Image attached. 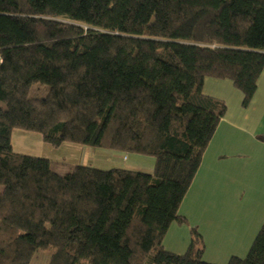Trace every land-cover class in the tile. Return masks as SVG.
<instances>
[{
  "label": "trees",
  "instance_id": "1",
  "mask_svg": "<svg viewBox=\"0 0 264 264\" xmlns=\"http://www.w3.org/2000/svg\"><path fill=\"white\" fill-rule=\"evenodd\" d=\"M263 71L264 0H0V264L51 246L46 264H210L197 232L163 246L226 112L203 83L231 81L247 107ZM14 130L154 170L58 173L14 151ZM227 264H264V221Z\"/></svg>",
  "mask_w": 264,
  "mask_h": 264
},
{
  "label": "rangeland",
  "instance_id": "2",
  "mask_svg": "<svg viewBox=\"0 0 264 264\" xmlns=\"http://www.w3.org/2000/svg\"><path fill=\"white\" fill-rule=\"evenodd\" d=\"M39 88L40 92H35ZM31 91V94L43 95L44 88L33 85ZM19 131H14L13 136L16 151L48 159L58 173H65L78 165L82 145L63 143L54 148L43 142L37 133L26 132V135L16 137ZM238 136V132L234 136L228 127H220L219 140L205 155L207 145L200 163L201 170L197 171L178 209L185 222L170 225L163 239L166 250L184 253L197 232L202 239L204 262L227 264L232 256L241 259L247 256L264 221V155L253 150L251 159L238 156L233 149ZM123 155L129 157L125 162L129 170L153 173L154 157L122 152L121 158ZM119 161L124 163L121 159ZM237 162L242 165L237 166ZM51 247L36 250L29 264H46Z\"/></svg>",
  "mask_w": 264,
  "mask_h": 264
},
{
  "label": "crops",
  "instance_id": "3",
  "mask_svg": "<svg viewBox=\"0 0 264 264\" xmlns=\"http://www.w3.org/2000/svg\"><path fill=\"white\" fill-rule=\"evenodd\" d=\"M203 92L206 95L221 99L226 105V112L216 127L209 141L210 143H208L205 155L208 153L210 146L219 140L220 137L217 138V133L220 127H228L234 136L237 132L239 133L238 141L233 145V149L238 152V156H247L248 159L252 158L253 150L264 155V71L257 79L255 93L247 107L242 106L243 95L229 80L206 78L203 83ZM14 131L11 135L12 147L14 146ZM16 133V137L26 135L25 131ZM14 151L16 150L14 149ZM104 151H107V153ZM79 153L81 154V158L78 159V164L80 165H90L97 168L104 166L106 168L128 169L125 167L128 166L125 162L129 160V157L123 155L121 158V153L119 152L84 147ZM120 159L124 163H121ZM236 160L240 161L241 159ZM236 164L237 166L242 165L238 162ZM263 165L261 164V167ZM200 170L201 166L198 168V173Z\"/></svg>",
  "mask_w": 264,
  "mask_h": 264
}]
</instances>
